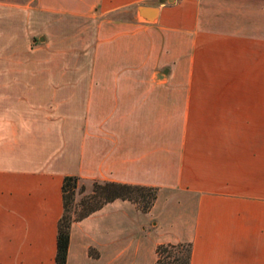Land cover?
<instances>
[{
  "label": "crops",
  "instance_id": "crops-1",
  "mask_svg": "<svg viewBox=\"0 0 264 264\" xmlns=\"http://www.w3.org/2000/svg\"><path fill=\"white\" fill-rule=\"evenodd\" d=\"M30 1L97 19L88 74L0 78V264H55L67 175L158 193L73 221L66 264H264V0Z\"/></svg>",
  "mask_w": 264,
  "mask_h": 264
},
{
  "label": "rangeland",
  "instance_id": "rangeland-1",
  "mask_svg": "<svg viewBox=\"0 0 264 264\" xmlns=\"http://www.w3.org/2000/svg\"><path fill=\"white\" fill-rule=\"evenodd\" d=\"M131 12L110 17L131 18ZM96 19L44 14L30 0H0V78L13 77L14 86H42L47 84L15 81L88 74ZM80 183L86 190L76 192L73 209L91 189L90 181Z\"/></svg>",
  "mask_w": 264,
  "mask_h": 264
},
{
  "label": "trees",
  "instance_id": "trees-1",
  "mask_svg": "<svg viewBox=\"0 0 264 264\" xmlns=\"http://www.w3.org/2000/svg\"><path fill=\"white\" fill-rule=\"evenodd\" d=\"M78 176L67 175L62 182L63 212L57 224L55 264H66L69 232L73 221L81 220L104 204L116 199L129 200L143 212H148L157 198L158 187L136 185L117 181H91L89 193L73 209L76 192L86 190ZM155 264H190L191 242L162 243L156 248Z\"/></svg>",
  "mask_w": 264,
  "mask_h": 264
},
{
  "label": "water",
  "instance_id": "water-1",
  "mask_svg": "<svg viewBox=\"0 0 264 264\" xmlns=\"http://www.w3.org/2000/svg\"><path fill=\"white\" fill-rule=\"evenodd\" d=\"M161 2H163L164 0H160ZM140 10L144 13V10H143V8H140Z\"/></svg>",
  "mask_w": 264,
  "mask_h": 264
}]
</instances>
